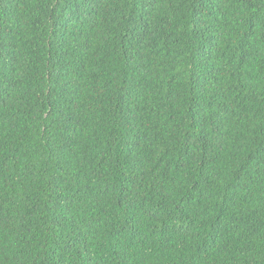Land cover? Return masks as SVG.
Returning a JSON list of instances; mask_svg holds the SVG:
<instances>
[{"label": "trees", "instance_id": "1", "mask_svg": "<svg viewBox=\"0 0 264 264\" xmlns=\"http://www.w3.org/2000/svg\"><path fill=\"white\" fill-rule=\"evenodd\" d=\"M0 264H264V0H0Z\"/></svg>", "mask_w": 264, "mask_h": 264}]
</instances>
